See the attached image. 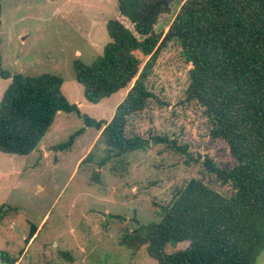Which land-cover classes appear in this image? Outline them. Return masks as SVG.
Listing matches in <instances>:
<instances>
[{"label": "trees", "instance_id": "obj_1", "mask_svg": "<svg viewBox=\"0 0 264 264\" xmlns=\"http://www.w3.org/2000/svg\"><path fill=\"white\" fill-rule=\"evenodd\" d=\"M172 5L178 7L167 30L157 32L160 16ZM117 8L124 19L106 22L110 41L102 53L89 64L73 63L88 102L127 89L111 119L91 118L68 102L59 75H11L2 68L0 52V77L10 79L0 99V151L30 154L60 111L75 113L85 127L101 130L105 155L99 165L113 159L121 163L150 140L166 143L185 156L186 164L211 174V181L190 178L170 204L160 206L158 222L138 225L120 243L146 244L159 264H257L264 251V0H117ZM171 41L188 65L184 100L199 109L210 141L223 142L225 162L166 133L145 139L127 131L129 119L156 98L149 75ZM82 132L57 147L68 148ZM216 182L229 186L230 193L217 191ZM4 206L0 221L7 213ZM36 228L30 229L27 243Z\"/></svg>", "mask_w": 264, "mask_h": 264}, {"label": "rangeland", "instance_id": "obj_2", "mask_svg": "<svg viewBox=\"0 0 264 264\" xmlns=\"http://www.w3.org/2000/svg\"><path fill=\"white\" fill-rule=\"evenodd\" d=\"M2 68L11 75H59L61 92L91 118L109 121L127 89L91 103L74 77L73 63L89 64L110 41L109 19L124 18L117 0H0ZM178 6L160 16L155 30L165 32ZM130 27L129 23H126ZM186 65L171 41L160 52L149 75L155 97L131 117L128 133L145 139L161 136L189 141L191 149L217 162L227 159L224 144L210 141L199 109L184 100ZM10 79L0 77V99ZM83 129L65 149L57 146ZM101 130L85 127L75 113L56 114L47 134L27 155L0 151V259L18 264H159L146 244L128 247L123 236L140 224L158 222L160 206L170 204L192 177L211 181V174L186 164L166 143L150 144L99 165L104 144ZM179 142V141H178ZM43 147V148H41ZM88 157V160H83ZM228 195L230 187L213 186ZM32 226L37 237L26 244ZM0 262V264H2ZM4 262V261H3ZM264 264V251L257 259Z\"/></svg>", "mask_w": 264, "mask_h": 264}, {"label": "crops", "instance_id": "obj_3", "mask_svg": "<svg viewBox=\"0 0 264 264\" xmlns=\"http://www.w3.org/2000/svg\"><path fill=\"white\" fill-rule=\"evenodd\" d=\"M41 148H43V147H41ZM38 230H39V226L36 228V231L33 234L32 238L28 241V243L26 242V244H29L35 237H37ZM21 255H22V252L20 253V257H21ZM20 257L18 259L13 260V259H11L9 257L4 256L2 262H1V259H0V262L2 264H7V263L3 262L4 260H7V261H14V264H18V261H19Z\"/></svg>", "mask_w": 264, "mask_h": 264}]
</instances>
